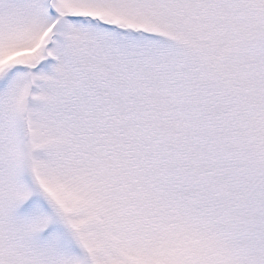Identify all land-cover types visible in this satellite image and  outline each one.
Listing matches in <instances>:
<instances>
[{"label": "snow or ice", "instance_id": "6c2138e0", "mask_svg": "<svg viewBox=\"0 0 264 264\" xmlns=\"http://www.w3.org/2000/svg\"><path fill=\"white\" fill-rule=\"evenodd\" d=\"M0 264H264V0H0Z\"/></svg>", "mask_w": 264, "mask_h": 264}]
</instances>
